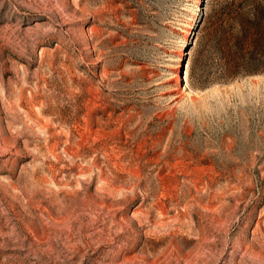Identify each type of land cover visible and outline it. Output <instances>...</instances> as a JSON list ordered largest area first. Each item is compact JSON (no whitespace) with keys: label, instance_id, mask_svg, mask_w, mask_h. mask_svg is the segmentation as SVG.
<instances>
[{"label":"rangeland","instance_id":"1","mask_svg":"<svg viewBox=\"0 0 264 264\" xmlns=\"http://www.w3.org/2000/svg\"><path fill=\"white\" fill-rule=\"evenodd\" d=\"M231 0H0V264H264V73L225 80Z\"/></svg>","mask_w":264,"mask_h":264},{"label":"trees","instance_id":"2","mask_svg":"<svg viewBox=\"0 0 264 264\" xmlns=\"http://www.w3.org/2000/svg\"><path fill=\"white\" fill-rule=\"evenodd\" d=\"M225 80L264 73V0H231L210 35Z\"/></svg>","mask_w":264,"mask_h":264}]
</instances>
